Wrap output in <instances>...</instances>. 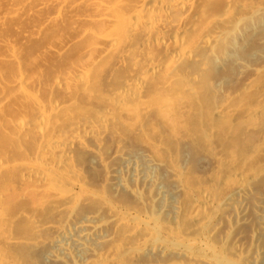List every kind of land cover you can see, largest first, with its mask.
<instances>
[{
    "label": "bare ground",
    "instance_id": "obj_1",
    "mask_svg": "<svg viewBox=\"0 0 264 264\" xmlns=\"http://www.w3.org/2000/svg\"><path fill=\"white\" fill-rule=\"evenodd\" d=\"M35 1L38 3L37 7L47 8L59 6L65 0ZM83 1L95 12L93 14L96 17H90L97 27L103 29L107 23H113L114 32L107 36L99 34L100 31H88L95 41L106 42L107 59L120 62L128 56H135L143 64L140 72L124 78L119 87L116 86L108 94H97L89 90L87 73L83 70L75 73L71 80L83 87V92H80L84 100L77 109L79 117L73 118L75 120L66 126L62 136H49L46 130L51 121L50 114H61L66 109L65 106L58 100L52 101L48 107L38 104L36 97L26 91L27 82L22 74L13 81L14 88L36 102L32 117L14 122L13 126L19 132L16 137L35 141L38 147L23 160L7 162L0 159V178L8 173L18 172L21 174L22 184H33L31 188H38L34 189L33 198L39 201L37 205L41 214L47 215H41L43 221L31 219L39 234L38 248L45 250L47 263L133 264L141 255L154 253L163 259L153 264H264V234L262 236V232L260 233L264 229V200H254L256 203L252 207L250 205V184L257 176L256 172L249 178L239 172L233 173V183L221 196L214 194L210 179L198 189L188 187L181 181L192 179L193 173L184 171L180 163L182 139L176 127L180 118L173 109L170 110L171 105L165 95L164 98L160 97L159 102L158 114L161 119H155L154 110L147 109V106L145 109L142 106L144 103L138 102L147 82L156 78L163 67V63L155 59L158 51H165L167 58L179 66L182 63H207L225 37L237 34V24L249 20H264L263 5L240 8L241 14L245 15L235 18L232 24L225 23L224 20L219 25L221 28L203 35L191 45L183 28L198 0ZM58 6L57 9L60 8ZM230 7L232 6H227V16L230 14ZM259 43L264 44V37L259 39ZM260 60L257 65L243 60H239L236 65L246 77L251 78L261 70L264 71V55ZM93 67L92 64L87 69ZM98 67L95 65L94 69ZM181 77V87L200 84L203 79L199 71L193 70L189 74V81L183 75ZM63 79L57 78L52 90L63 92L67 88ZM241 85L225 89L221 98L229 99L239 92L240 87H243ZM1 102L0 98V105ZM98 103L103 106H97ZM224 112L219 108L212 111V114L220 118L224 116ZM263 116L264 106L251 110L245 119L256 122ZM111 120L116 121L113 127L115 130L108 127ZM117 122L123 129H117ZM256 134L255 131L247 130L249 138H254ZM105 135L111 139L112 144L104 153L103 148L101 152L100 145L84 147L91 158L90 167L103 170V178L99 181L102 187L99 188L92 180L84 178V165H72L67 159L79 145L86 141H97L100 136ZM136 137L142 141L135 139ZM131 147L139 156L134 157L128 151ZM221 157L220 151H212L207 155V161L213 167L219 166L223 162ZM113 162L117 164L111 165ZM149 169L162 173L152 175ZM165 175H170L176 182L164 185L161 179ZM121 191L129 194L133 204L114 199ZM176 194L189 198L188 207L182 209L176 205ZM87 202L95 205L99 203V206L80 216L79 210ZM51 205L55 206L52 215L48 213ZM193 210L195 214L191 212ZM189 217L197 222V229L181 228V222ZM118 230L130 242L117 249ZM246 230L253 233L251 243L246 237ZM68 243L84 251L85 256H77ZM57 248H61V253L56 252Z\"/></svg>",
    "mask_w": 264,
    "mask_h": 264
},
{
    "label": "rangeland",
    "instance_id": "obj_2",
    "mask_svg": "<svg viewBox=\"0 0 264 264\" xmlns=\"http://www.w3.org/2000/svg\"><path fill=\"white\" fill-rule=\"evenodd\" d=\"M84 3L83 0H65L57 9L58 5L47 8L38 6V8L35 0H0V98L2 99L0 159L7 162L23 160L28 153L38 147L35 141L25 137L17 138L19 132L13 126L14 122L19 119L32 117L36 107L35 101L25 97L21 90L13 86L14 79L20 74L27 82L25 83L26 91L36 97L38 104L41 103L48 107L52 101L58 100L65 106L66 109L61 114H50L51 121L46 130L49 136H62L66 126H69L79 115L77 109L79 103L84 100H82L83 87H79L80 85L71 80L75 73L83 70L88 76L89 90L97 94H108L116 86L118 88L124 78L142 70L143 62L138 61L135 56H128L120 62L113 61L111 58H109L111 61L107 59L106 42L95 41L89 32L100 31L99 34L103 36L113 34V23H107V27L105 25L103 29L97 27L94 19L90 17L95 18L96 14H93L95 12L92 11L90 5ZM229 5L232 6L228 14L230 17L227 16ZM256 5L264 7V0H198L183 28L188 42L193 45L203 35L221 28L220 23L224 20L225 23L232 24L235 18L245 15L241 14L240 8L246 9ZM55 7L56 9H53ZM241 28L243 29L240 30ZM236 29L237 34L225 37L207 63L193 65L182 63L179 66L167 58L165 51H158L160 53L155 54V59L162 62L164 68L162 67L156 78L147 82V87L140 93L138 102L144 103L140 104L145 109L147 106V109L154 110L155 119H161L158 114L159 102L161 98L166 97L171 105L170 110L173 109L180 118L177 117L179 120L176 122L182 139L180 163L184 171L193 173L192 179L182 180V183L190 188L198 189L201 184L210 179L214 194L221 196L233 183L231 179L233 173L239 172L245 178H249L256 172L257 176L250 184L252 193L250 200L252 204L250 205L252 207L257 200H264V116L256 122L245 118L251 110L264 106V71L261 70L254 77H246L247 75L242 73L236 63L243 60L249 64H260V58L264 55V44H260L259 39L264 37V20L244 21L237 24ZM83 33H86L85 36ZM93 50L95 52L91 54ZM91 62L94 67L95 65L99 67L98 69L91 68L90 73L87 68L92 66ZM87 65L89 66L86 67ZM192 70L202 74V82L200 84L190 83L191 85H186L187 88L182 84L181 87L180 80L183 79L181 76L188 78L189 81V74ZM59 77L64 78L65 88L67 85L63 92L52 90L54 81ZM240 84L243 87H240L239 92L227 100L221 98L225 89H234ZM154 98L157 103L154 102ZM96 105L103 106L101 103ZM219 108L225 110L224 116L214 117L212 111ZM117 117L115 116V119ZM115 124L116 121L111 120L108 127L115 130L113 129ZM162 125L165 127L164 124ZM117 129H123L118 122ZM247 130L257 132L256 136L249 138ZM135 139L142 141L139 137ZM111 144V139L106 135L100 136L97 141H86L70 153L67 161L72 165H84V178L92 180L94 185L101 188L103 170L90 167L91 158L84 147L100 145L101 152L103 148L102 153H104ZM128 151L134 157L138 155L132 147ZM212 151L221 152L223 162L219 166L213 167L207 161V155ZM116 164L117 162H113L111 165ZM149 170L152 175L162 173L154 169ZM168 176L165 175V178L161 179L164 185H172L176 182L173 177ZM21 178L18 172H11L0 178V256H2L0 264H48L46 256L44 257L45 250L38 248L39 234L31 219L37 218L36 220L43 221V216L47 213L41 214L37 205L39 201L33 198V191L36 188L30 187L33 184L30 186L22 184ZM175 196L176 205L182 209L188 207L190 203L188 197L181 194ZM114 199L133 204L129 194L125 191H121ZM97 206L99 203L96 205L93 202L85 203L79 210L80 216ZM54 209L55 206L51 205L48 213L52 215ZM191 212L195 214L194 210ZM180 226L191 230L199 227L197 222L190 217L183 220ZM263 231L264 229L260 230L262 236ZM118 233L117 249L130 242L122 231L118 230ZM245 234L248 242L251 243L252 231L246 230ZM262 239L264 247V236ZM68 244L74 248L77 256H85L84 251L77 249L71 243ZM56 252L61 253V248H57ZM160 259L163 258H159L154 253H148L135 259L133 264H153Z\"/></svg>",
    "mask_w": 264,
    "mask_h": 264
}]
</instances>
